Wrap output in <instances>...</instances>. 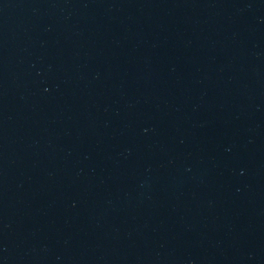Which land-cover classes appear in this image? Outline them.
<instances>
[{
	"label": "water",
	"instance_id": "1",
	"mask_svg": "<svg viewBox=\"0 0 264 264\" xmlns=\"http://www.w3.org/2000/svg\"><path fill=\"white\" fill-rule=\"evenodd\" d=\"M0 264H264V0H0Z\"/></svg>",
	"mask_w": 264,
	"mask_h": 264
}]
</instances>
